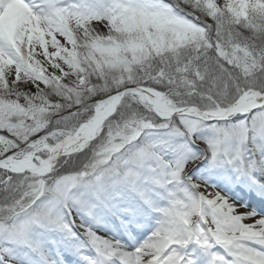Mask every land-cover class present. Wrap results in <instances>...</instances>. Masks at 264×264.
<instances>
[{
  "label": "snow or ice",
  "instance_id": "snow-or-ice-1",
  "mask_svg": "<svg viewBox=\"0 0 264 264\" xmlns=\"http://www.w3.org/2000/svg\"><path fill=\"white\" fill-rule=\"evenodd\" d=\"M0 264H264V0H0Z\"/></svg>",
  "mask_w": 264,
  "mask_h": 264
}]
</instances>
